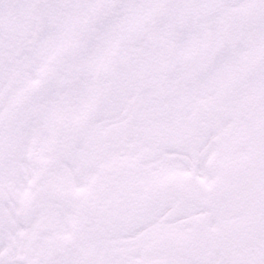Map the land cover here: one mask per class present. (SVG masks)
I'll return each instance as SVG.
<instances>
[{"label": "snow or ice", "instance_id": "1", "mask_svg": "<svg viewBox=\"0 0 264 264\" xmlns=\"http://www.w3.org/2000/svg\"><path fill=\"white\" fill-rule=\"evenodd\" d=\"M0 264H264V0H0Z\"/></svg>", "mask_w": 264, "mask_h": 264}]
</instances>
